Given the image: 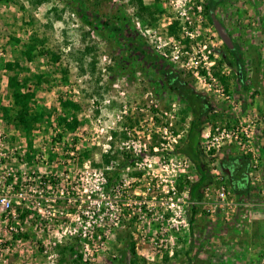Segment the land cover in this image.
<instances>
[{
  "label": "rangeland",
  "instance_id": "1",
  "mask_svg": "<svg viewBox=\"0 0 264 264\" xmlns=\"http://www.w3.org/2000/svg\"><path fill=\"white\" fill-rule=\"evenodd\" d=\"M85 1L104 17L121 10L134 34L179 78L207 95L215 113L227 115L204 126L202 142L209 130L264 118L243 108L234 72L220 64L218 51L224 45L206 13L208 0H162L163 13L155 21L139 18L130 0ZM220 1L213 6V17L240 42L246 58L263 56L264 0ZM73 6L72 0L38 7L28 0H0V65L19 62L24 69L17 72L30 79L28 88L36 93L30 151L8 86L16 72L0 68V264H264V241L258 239L264 226L255 230L238 221L242 216L253 219L264 206V173L256 156L233 146L223 147L214 159L204 155L223 180L205 203L197 204L191 232L187 193L178 190L172 201L170 194L173 180H181L187 190L197 177L188 159L173 155L191 122L183 121L179 95L156 93L140 67L115 77L120 49L87 27ZM175 22L176 36L170 35ZM33 38L44 43L29 61L24 52ZM221 86L229 100L221 96ZM66 102L78 109H65ZM261 122L254 128L255 154ZM228 150L249 157V192L244 197L231 191L228 205L210 215L204 208L215 203L220 182L231 190L221 167ZM126 160L133 165L114 177ZM105 174L114 179L109 191L102 185ZM42 203L39 212L35 206ZM14 206L24 211L18 213Z\"/></svg>",
  "mask_w": 264,
  "mask_h": 264
},
{
  "label": "trees",
  "instance_id": "2",
  "mask_svg": "<svg viewBox=\"0 0 264 264\" xmlns=\"http://www.w3.org/2000/svg\"><path fill=\"white\" fill-rule=\"evenodd\" d=\"M35 7L41 6L51 0H28ZM153 6L147 5L145 0H130L131 4L136 8V15L139 18L146 16L150 17L152 21H155V15L157 13H163L161 10V1L154 0ZM73 10L76 12L81 21L89 28L96 30L102 38L105 39L112 47L120 49V53H116L115 57V69L114 76H124L130 73L132 66L140 67L143 71L148 73V78L151 81L153 90L156 93L171 91L177 93L180 98V103L183 105L181 114L183 121L191 118L187 135L184 142L179 145L173 152L175 156L188 157L195 165L197 171V178L195 182H188L189 186V197L192 203H200L203 199V191L209 185L214 182V177L211 174L209 164L205 161V156L201 150L202 131L205 125L212 123L217 118H222L227 115L215 113L213 111L212 103L207 95L196 92L192 86L186 81L179 78L176 72L173 71L172 67L167 64L165 59L158 55L147 43L142 40L138 35L134 34V27L131 20L121 10L114 12L111 17H104L100 15L95 9L88 7L85 0H72ZM221 2L220 0H208L207 1V15L213 23V6L216 3ZM179 23L175 22L170 27V35H177ZM44 42L37 38L32 39V44L26 48L24 56L29 60L33 61L38 52L39 46ZM40 54H46L51 56L55 61L58 60L55 54L45 52L44 50L39 51ZM230 53L234 56L235 60L223 53V59L220 60V64L228 65L234 72L236 79L239 78L241 81L245 80L246 70L245 62L243 60V50L240 46H237L235 50ZM229 53V54H230ZM226 55V57H224ZM0 68L8 72H16L14 75L9 77L8 86L11 92V99L14 108L17 111V120L24 127L27 134V147L30 151H33V131L35 121L32 118L31 108L36 103V93L28 88L29 78L22 79L17 71H23V67L19 62H2ZM66 77V76H65ZM42 77L37 78V83H42ZM226 83V80L224 81ZM246 89V88H245ZM248 89H246L247 91ZM171 96V95H170ZM246 103V102H245ZM63 107L67 110H76V106L73 102H66ZM158 113V110H154ZM77 122L74 123L76 125ZM240 158V157H239ZM106 162L108 158L105 157ZM242 162L238 167L237 175L240 176L241 180H246L247 169L249 167V157H241ZM129 165V161L126 160L120 167L119 171ZM221 167L225 170V175L230 180V185L235 194L238 193L235 187V181L231 180V174L226 170L227 165L222 162ZM232 171V170H231ZM119 175V172L115 173V176ZM232 175H234L232 173ZM114 176V177H115ZM107 186L110 187L113 182V177H108ZM244 183V182H243ZM177 189L180 193L186 189V185L180 180L177 183ZM17 212H23L22 206H14ZM193 218L190 220V230L193 231V223L196 214L198 213V206H192L191 208ZM26 213H30L28 210L23 213L22 217H25ZM23 219V218H22ZM23 237V236H21ZM26 237V236H25ZM193 239V237H192ZM73 252V247H71Z\"/></svg>",
  "mask_w": 264,
  "mask_h": 264
},
{
  "label": "built area",
  "instance_id": "3",
  "mask_svg": "<svg viewBox=\"0 0 264 264\" xmlns=\"http://www.w3.org/2000/svg\"><path fill=\"white\" fill-rule=\"evenodd\" d=\"M185 33L188 34V32H185ZM220 93H221V96L224 99H226V100H229L231 98L230 96L225 94V90H224V88L222 86L220 88ZM261 120L263 121L264 118H257L254 121H248L246 125H245V123L242 122V123H240L239 126H235L232 129L219 128V129L216 130L215 133H212V131L209 130L208 133H206V135L204 136L203 142L201 141L202 153L206 157L214 159L217 156V152H219L223 147H225V146H233V147L238 148V150L242 151L244 154L255 155L254 139H253L254 128L257 126V122L261 121ZM155 126L158 127L156 124H155ZM176 141L177 140H174V142H176ZM144 149L146 151L147 148L144 146ZM185 159H188L190 161V164H192L194 169H195L194 163L188 157H185ZM128 161H129V165H127L126 167L122 168L121 170L126 169V168L130 169V166L133 165L132 164L133 162L130 161V160H128ZM252 167L254 168V165H252ZM210 170H211L210 172H211L212 176L214 177V182H213L212 185H209L208 187H206L205 190L203 191V199L200 202L201 204L205 203L204 201H206L207 198L210 197V194L212 193L213 188L216 186V184L219 183V181L223 180L222 177L220 176V173H218L217 169H213V170L210 169ZM117 171L119 172V175H120V171L119 170H117ZM194 171H195V174L197 176L196 169ZM252 171L254 172V170H252ZM138 176L140 177L141 174H138ZM115 177L117 178V175ZM108 180H109L108 179V175L105 174V176L103 177V184H102L103 185V189L105 191H109L112 188V185H113V182H112L111 186L108 187L107 186ZM176 181L177 180H173L171 182V185H172L171 186V192H170V194L172 195L171 196V201L174 199V196L178 193L177 182ZM192 182H195V180H193ZM223 185L224 184H222V182H220L219 187L215 190V193H214V197L216 199V201H214L215 203H212L211 205H207L208 207L204 208L206 213H208L210 215H213V214L216 213V211L218 209H221L225 204L228 205V203H227V201H225V199L227 200L228 197L231 196V191H233V190H232V188H231V190L228 189V188H225ZM184 191H185V193H187L188 199L190 201L189 186H188V189L187 190L185 189ZM44 199H45L44 203H48L49 202L48 198L44 197ZM210 201H212V199H210ZM44 203L38 204L37 206H35V208L37 207L39 212H42L43 209H44L43 208ZM2 204L4 206H6L7 209L11 208V204H10V202L7 199H2ZM195 205H197V203H192L190 201V208L192 206H195ZM15 211H16V209H15ZM18 213H20V212H18ZM118 219L119 218H116V220H118ZM189 226H190V222H189Z\"/></svg>",
  "mask_w": 264,
  "mask_h": 264
},
{
  "label": "crops",
  "instance_id": "4",
  "mask_svg": "<svg viewBox=\"0 0 264 264\" xmlns=\"http://www.w3.org/2000/svg\"><path fill=\"white\" fill-rule=\"evenodd\" d=\"M262 41H264V38ZM262 46H263L262 52H264V45ZM243 60L245 62V70H246V76L244 77L245 80L241 81L239 78H237L234 85L235 90L238 91V98L241 99L243 102V108L246 109L248 107L247 112L252 113L254 115H263L264 114V55L258 56L257 59L255 58V56H253V59H251L250 57L246 58V52L244 51ZM245 88L250 90V92H248L247 90L248 93H246ZM247 97L249 98V100H247L248 99ZM255 135H256V139H255L256 147L258 149V151L256 150L257 154H255V156H256V160L259 163L258 168L260 170H263L262 172L264 173V122L258 124L257 133ZM239 157L240 156L237 155L235 152L228 150L225 153L224 158H222V162L225 161L227 165L226 170L229 174H231L230 179L232 181L233 180L235 181L236 184L235 187L238 190L237 194H244L243 196L246 197L245 194L249 192L248 186L250 184L248 183L247 178L246 180L243 181L240 179L241 177L240 176L238 177L237 175L238 167L241 165L242 162V159ZM232 173L234 175H232ZM262 207L263 208L260 209L262 213L256 212L257 214L254 216L253 219L250 218L247 219V217L245 218L242 216V218H239L238 221L245 224L247 228L252 227L255 230L257 227H261L262 225L264 226V211H263L264 206L262 205ZM259 236L260 237L258 239L260 241H264V236L262 235ZM248 240L250 241V239ZM257 263H259V260H257Z\"/></svg>",
  "mask_w": 264,
  "mask_h": 264
},
{
  "label": "water",
  "instance_id": "5",
  "mask_svg": "<svg viewBox=\"0 0 264 264\" xmlns=\"http://www.w3.org/2000/svg\"><path fill=\"white\" fill-rule=\"evenodd\" d=\"M213 24H214V27H215L219 37L223 41V43L229 47H232L233 42L231 40V37H230L229 33L227 32V30L224 28V26L221 24V22L219 20H217L215 17H213Z\"/></svg>",
  "mask_w": 264,
  "mask_h": 264
},
{
  "label": "flooded vegetation",
  "instance_id": "6",
  "mask_svg": "<svg viewBox=\"0 0 264 264\" xmlns=\"http://www.w3.org/2000/svg\"><path fill=\"white\" fill-rule=\"evenodd\" d=\"M224 28H225V26H224ZM225 29H226V28H225ZM226 30H227V29H226ZM227 32L229 33V35H230V37H231V40H232V42H233V46H232V47H229V46H227V45H225V44L223 43V45H224V49L219 50V51H218V54L221 56V59H223L222 54H223V53H226V54L230 57V59L235 60L236 58L234 59V56L231 55L230 50H231V51L235 50V48H236L237 46H240V49L242 50V47H241V45L239 44V42H238L237 39L232 38V34L229 32V30H227ZM229 53H230V54H229ZM224 57H226V55H225ZM232 70H233V69H232Z\"/></svg>",
  "mask_w": 264,
  "mask_h": 264
}]
</instances>
